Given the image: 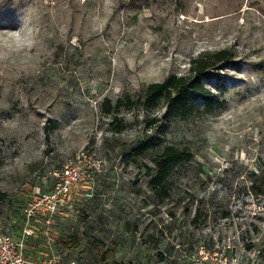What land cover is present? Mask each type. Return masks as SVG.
I'll return each instance as SVG.
<instances>
[{"label":"rangeland","instance_id":"obj_1","mask_svg":"<svg viewBox=\"0 0 264 264\" xmlns=\"http://www.w3.org/2000/svg\"><path fill=\"white\" fill-rule=\"evenodd\" d=\"M221 49L211 111L140 104ZM147 139L190 151L161 196ZM69 163L83 178L25 264H264V0H0V231Z\"/></svg>","mask_w":264,"mask_h":264},{"label":"trees","instance_id":"obj_2","mask_svg":"<svg viewBox=\"0 0 264 264\" xmlns=\"http://www.w3.org/2000/svg\"><path fill=\"white\" fill-rule=\"evenodd\" d=\"M232 54L228 49H221L212 53L201 55L193 59L186 75H170L161 82H154L145 88L140 104L143 107H152L159 100H163L167 112L180 118L189 117L196 109V102L204 100V111L212 110L213 104L218 103L214 95L205 90L201 84L202 76L213 68H218L222 62L228 61ZM129 104H135L134 99H127ZM109 114L110 105L105 110ZM153 140L142 141L135 147V154L141 155L150 148L154 149L152 162L155 169L150 175V185L156 195H164L169 190V177L178 162L189 158L190 151L187 147H176L166 144L160 147ZM0 192V201L4 199Z\"/></svg>","mask_w":264,"mask_h":264},{"label":"built area","instance_id":"obj_3","mask_svg":"<svg viewBox=\"0 0 264 264\" xmlns=\"http://www.w3.org/2000/svg\"><path fill=\"white\" fill-rule=\"evenodd\" d=\"M54 175L56 180L52 187L48 190L35 189L23 206L22 233L14 236L9 232L0 231V264L26 263V241L33 232L31 222L39 216L63 215L74 185L83 178L79 167L71 163L65 164ZM72 264H74L73 261Z\"/></svg>","mask_w":264,"mask_h":264}]
</instances>
